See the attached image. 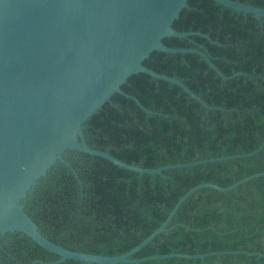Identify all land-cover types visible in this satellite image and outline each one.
<instances>
[{"label": "trees", "instance_id": "16d2710c", "mask_svg": "<svg viewBox=\"0 0 264 264\" xmlns=\"http://www.w3.org/2000/svg\"><path fill=\"white\" fill-rule=\"evenodd\" d=\"M234 1L264 9V0ZM188 6L173 28L194 35L164 39L163 43L202 50L225 77L241 75L222 80L196 54L153 52L144 66L179 79L215 109L207 110L178 86L133 75L121 89L142 107L114 94L83 125L89 147L130 165L157 169L250 154L264 142V18L256 20L212 0H189ZM63 158L65 163L58 162L28 194L24 210L51 242L71 251L108 257L139 245L190 189L200 184L226 188L264 172V147L251 157L141 177L80 152H66ZM236 251L263 256L171 258L141 264H264V177L225 193L198 190L180 206L167 231L131 259ZM58 259L23 234H7L0 240V264L54 263Z\"/></svg>", "mask_w": 264, "mask_h": 264}, {"label": "water", "instance_id": "95a60500", "mask_svg": "<svg viewBox=\"0 0 264 264\" xmlns=\"http://www.w3.org/2000/svg\"><path fill=\"white\" fill-rule=\"evenodd\" d=\"M188 1L0 0V240L7 234H23L59 258L54 263L34 261L31 264H61L65 261L141 264L171 258L204 260L221 255L263 256L236 251L192 256L172 253L131 259L156 236L167 231L180 206L198 190L229 192L264 177V172L226 188L200 184L190 189L174 205L159 228L120 256H100L65 249L48 240L24 210L28 194L54 170L58 162L65 163L63 156L66 152L95 156L141 177L162 175L170 169L251 157L264 147L263 142L250 154L144 169L87 145L84 123L114 94L132 99L141 106L121 89L133 75L144 74L178 86L207 110L215 109L179 79L144 66L143 62L153 52L196 54L222 80L241 75L235 73L225 77L202 50L171 48L163 43L164 39H185L194 35L193 32L182 33L173 28L180 13L189 8ZM212 1L233 12L250 14L256 20L264 18L263 8L234 0Z\"/></svg>", "mask_w": 264, "mask_h": 264}]
</instances>
